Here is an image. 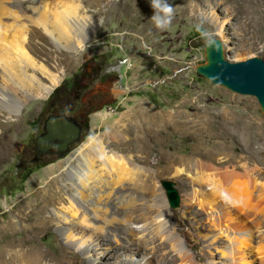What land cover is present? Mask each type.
Wrapping results in <instances>:
<instances>
[{"label":"rangeland","instance_id":"374dc122","mask_svg":"<svg viewBox=\"0 0 264 264\" xmlns=\"http://www.w3.org/2000/svg\"><path fill=\"white\" fill-rule=\"evenodd\" d=\"M81 2L85 13L77 21L82 27L77 36L82 44L68 32L59 39L51 36L34 23L31 13L24 19L29 29L27 51L35 62L28 65L26 74L44 88L34 93V86L18 81L8 90L10 95L0 98V232L7 226L3 238L7 237L0 244L28 238V244L41 254L40 264H138L145 253H133L128 247L134 236L124 227V209L98 201L97 195L89 201L77 195L81 184L74 171L78 160L73 158L92 136L101 138L111 153L141 155L138 183L148 186L143 195L154 198L156 182L174 207L170 218L181 225L180 231H174L175 248L165 237L155 241L138 237L150 264H209L211 260L221 264L222 249L232 244L228 240L209 244L210 237L203 236L209 230L200 226L212 233L217 230L199 203L188 217L183 216L191 179L186 173L175 176L174 169L189 167L193 161L211 164V170L224 180L223 190L231 191L242 204L239 209L222 199L216 206L220 213L215 212L218 225L233 238L239 230L251 228L258 235L253 243L260 238L264 243V103L229 84L215 83L216 68L206 69L211 64L209 54L217 58L220 50H225L223 61L264 60V0H169L176 14L163 31L151 20L150 0ZM201 21L216 36L215 46H208L197 31ZM49 74L60 76L52 90ZM84 74L89 78L86 91L81 88ZM1 75L0 69L2 82ZM140 102L156 114L150 151L142 149L150 144L139 150L133 140L146 131L144 115L120 121L124 112L138 108ZM55 107L79 116L83 113L81 140L64 158L46 157L18 169L22 160L33 157L35 140ZM73 203L81 209L74 217L67 208ZM92 206L108 209L107 216L114 219L102 231L98 226L104 219L94 215ZM18 218V228L10 229L11 220ZM143 221L139 226L154 229V209L145 211ZM70 225L77 234L73 238L63 231ZM257 250L250 253L248 264H261Z\"/></svg>","mask_w":264,"mask_h":264},{"label":"bare ground","instance_id":"6f19581e","mask_svg":"<svg viewBox=\"0 0 264 264\" xmlns=\"http://www.w3.org/2000/svg\"><path fill=\"white\" fill-rule=\"evenodd\" d=\"M29 13H31L32 19L37 26L43 28L51 36H55L56 39H59L60 35L64 34L63 32H68L74 38L76 37L79 41L77 42L78 44H82L83 39L77 36L78 29L82 28L80 25L78 26L77 21L79 18H82L85 13V6H83L81 0H0V69L2 70L1 79L3 82L2 83L0 81L3 84L0 91V98H6L10 87L15 82L18 84V81L23 83L24 86H34V93H37L44 88V85L41 82L34 84L35 82H32L34 78L31 79L26 74V71H28V65L35 63L34 60H32L33 57L29 55L26 47L29 46L27 34L29 29L24 23V19L28 15L30 16ZM4 19H11L13 22L8 24L6 23L7 21H4ZM224 24L220 27V33H222ZM64 39H66V37ZM67 39L70 38L67 37ZM54 44L57 46L58 42H54ZM219 54L220 56L217 58L209 54L211 64L206 67V69L211 67L216 68L218 63L225 59L223 57L225 50H220ZM48 76L52 82V90L53 86L59 82L60 76L56 74H49ZM17 91L15 90L13 92ZM24 99L25 98H23V100ZM262 102L264 103V99ZM138 104H140L138 108L135 106L136 109L130 108L124 112L120 121H131L138 115L143 114V119L146 121L145 124H147V126H145L146 131L141 134H136L133 140L136 142V145L138 144L137 146H139V150L140 146L142 147L146 144H150L151 146L148 145V148L142 147L143 150L145 149L146 151H150V149L154 148V120L156 118V114L155 111L145 103L140 102ZM141 158V155H139V158H135V155L132 154L122 155L111 153L103 144L101 138L92 136L78 150L73 160H78V164L76 166L77 168H75L74 171L75 175L80 180L79 184H81V187L79 188L80 190L77 194L79 195V198L89 201V199H92L95 195H97L98 201L104 202L108 205L113 203L118 208L124 209V220H126L123 222L124 227L134 236L129 240L128 247L131 251H133V253H137L136 250H139L138 253H145L143 258L139 260L138 264H150V258H147L148 254H146L147 252H145L142 242L138 241L141 238L140 236L143 235V238L146 239V241L152 239L155 241L158 237H165L167 243L171 242L173 245L174 240H178V236L174 234V231H180L181 225H175L171 220L170 215L173 205H170L165 193L162 191L161 187L157 186L156 182L154 183V188L152 190L154 192V198L143 195V192L148 189V186L138 183V177L141 172L138 163L141 162ZM204 167H208V169ZM212 168L213 166L211 164L205 166V164L203 165L199 161H193L189 167H185L184 165L175 167V176H180L186 173L191 179L190 185L192 186V191H189L187 193L188 197L184 199V203L187 207L183 209V216L187 215L188 217L196 203H199L201 207L207 210V218L211 220V226H215L216 229H213L215 231L217 230V232L212 233V229H207V227L203 226V224L200 226L209 230L203 233V236H205L206 239L210 237L209 244L221 243L224 240L231 241L232 243L231 246L222 249V255L219 257L223 258L221 264H242L241 261L248 264L251 259L250 253L256 248H258L257 253L261 258V264H264V243L261 238L256 244L253 243L255 242V237L258 236H256L254 230L251 228L244 231L239 230L236 232L238 234H236L235 238H233L226 228H222L218 225L215 212H217V215L220 213L216 206L222 199H225L231 203V205L236 206L239 209L243 207L241 203L237 202L236 197H233L231 191L223 190L224 180L217 174V170H211ZM107 175H109L108 177L110 180L106 178ZM128 183L130 185L134 184V186L130 187ZM126 184L128 186H125ZM67 208L69 209L68 211L72 213L73 217L81 211L79 205H74V203ZM90 209L94 212L96 217L104 219L103 225L101 224L98 226L99 231H102L100 229H103L106 224H109L108 222L114 220L113 218L110 219L107 216L108 209L103 210L98 206H92ZM148 209H154L153 230L146 229L144 224L143 226H139L140 223L144 222L143 216L145 211ZM56 214L58 215L59 212H56ZM62 215H60V217ZM191 219L193 221H198V218L196 217H191ZM20 220V218H18V220L12 219L10 224L8 223L11 227L10 229L16 230L20 225ZM47 223H49V221ZM227 225L228 227L230 226V224ZM73 227L74 226L72 225L64 227L63 231L67 235V238H73L77 235H75ZM6 228L7 226L2 227L0 239L3 238ZM197 229L200 233V229ZM209 232L212 234L208 235ZM138 237L140 238L138 239ZM5 238H3V240ZM27 239L23 238L18 240L17 243L6 242V239L5 243L0 244V264H40V252L33 248L32 245H29ZM234 241L237 242L236 247L234 246ZM179 244L182 246L180 241ZM12 245H14V247L20 246L21 248L13 249L14 247L12 248ZM89 246H91V244L85 246L86 251L89 250ZM173 246L174 248L176 247V245ZM178 249H181V247H178ZM239 253L245 255L238 256ZM179 254L181 255L182 251H180ZM186 256L187 255L183 254L182 258L184 259ZM209 264H220V262L211 260L209 261Z\"/></svg>","mask_w":264,"mask_h":264},{"label":"water","instance_id":"95a60500","mask_svg":"<svg viewBox=\"0 0 264 264\" xmlns=\"http://www.w3.org/2000/svg\"><path fill=\"white\" fill-rule=\"evenodd\" d=\"M212 80L215 83L229 84L234 90L243 94H252L264 99V60L249 58L246 60L220 61ZM84 126L77 117L65 109L55 107L46 116L43 130L37 136L33 146V157L24 159L18 169L24 164L39 162L46 157L64 158L71 147L78 143L83 135ZM166 186L175 192L170 183Z\"/></svg>","mask_w":264,"mask_h":264},{"label":"clouds","instance_id":"9594fccd","mask_svg":"<svg viewBox=\"0 0 264 264\" xmlns=\"http://www.w3.org/2000/svg\"><path fill=\"white\" fill-rule=\"evenodd\" d=\"M150 7L153 9L151 20L155 27L162 31L170 28L176 14L175 6L169 3V0H150ZM196 29L208 46L217 44L216 36L203 27V21L196 25Z\"/></svg>","mask_w":264,"mask_h":264},{"label":"flooded vegetation","instance_id":"af4514ba","mask_svg":"<svg viewBox=\"0 0 264 264\" xmlns=\"http://www.w3.org/2000/svg\"><path fill=\"white\" fill-rule=\"evenodd\" d=\"M88 76H86L85 74L83 75V82L81 84V88L83 89V91H86L87 87H86V82L88 81ZM99 82L101 83L102 82V78L99 79ZM67 111V110H66ZM68 112V111H67ZM69 113V112H68ZM70 114V113H69ZM84 114H86V112H84ZM83 113H82V116H78L77 119L82 123L83 121Z\"/></svg>","mask_w":264,"mask_h":264},{"label":"trees","instance_id":"16d2710c","mask_svg":"<svg viewBox=\"0 0 264 264\" xmlns=\"http://www.w3.org/2000/svg\"><path fill=\"white\" fill-rule=\"evenodd\" d=\"M102 78V80H103V78H104V76H102L101 77ZM100 78V79H101ZM82 107H84V106H82ZM76 110V109H75ZM91 111V110H90ZM74 111H71V112H69L71 115H73V116H75V117H78L79 115H77V113H73Z\"/></svg>","mask_w":264,"mask_h":264}]
</instances>
